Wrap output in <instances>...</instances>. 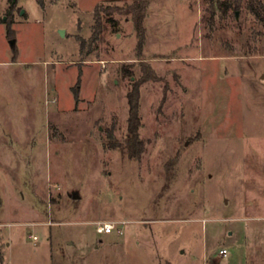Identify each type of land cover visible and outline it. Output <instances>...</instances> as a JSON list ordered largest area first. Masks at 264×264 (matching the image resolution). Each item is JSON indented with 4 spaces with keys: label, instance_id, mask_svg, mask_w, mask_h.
<instances>
[{
    "label": "rangeland",
    "instance_id": "rangeland-1",
    "mask_svg": "<svg viewBox=\"0 0 264 264\" xmlns=\"http://www.w3.org/2000/svg\"><path fill=\"white\" fill-rule=\"evenodd\" d=\"M12 1L0 264H264V25L247 1L153 0L142 52L128 14L102 11L94 37L97 7L131 0ZM135 82L140 158L127 151Z\"/></svg>",
    "mask_w": 264,
    "mask_h": 264
},
{
    "label": "trees",
    "instance_id": "trees-1",
    "mask_svg": "<svg viewBox=\"0 0 264 264\" xmlns=\"http://www.w3.org/2000/svg\"><path fill=\"white\" fill-rule=\"evenodd\" d=\"M132 3L125 7H119L110 11L104 7H97L96 10V27L94 37L95 39H100L103 35V32L106 30V25L103 17L101 16L102 11L108 12V15L111 16L113 12H120L128 14L131 16L134 22V29L136 35H138V50L142 52L145 45L146 35H145V19L147 16L148 8L153 0H131ZM247 1L248 9L251 14L254 15L259 22L264 25V0H224L222 5L225 9L228 10L232 7L236 10H240L244 3ZM111 22L112 20H108ZM8 35H11V30H9ZM14 45L13 47H15ZM148 68V67H147ZM149 70V69H148ZM151 72V71H150ZM152 76V77H151ZM156 79V76L153 74L149 75L142 79V82H145L150 79ZM140 82H135L133 84L132 91L128 94V103H129V125H128V145L127 151L132 158H140L141 153L143 152V141L139 137V130L142 126V120L140 118ZM2 203L0 200V210Z\"/></svg>",
    "mask_w": 264,
    "mask_h": 264
},
{
    "label": "built area",
    "instance_id": "built-area-1",
    "mask_svg": "<svg viewBox=\"0 0 264 264\" xmlns=\"http://www.w3.org/2000/svg\"><path fill=\"white\" fill-rule=\"evenodd\" d=\"M117 230V225L113 224V223H108V224H99L97 231L99 234H110L113 233L114 231ZM34 241H37V237H33ZM220 254L224 257L227 258L228 257V250H221Z\"/></svg>",
    "mask_w": 264,
    "mask_h": 264
},
{
    "label": "water",
    "instance_id": "water-1",
    "mask_svg": "<svg viewBox=\"0 0 264 264\" xmlns=\"http://www.w3.org/2000/svg\"><path fill=\"white\" fill-rule=\"evenodd\" d=\"M17 2V0H13L12 3L15 5V3ZM22 14H24V11H22ZM61 33L64 35V31H61ZM16 44V41H12L11 45L14 46ZM75 199H78V197L76 196Z\"/></svg>",
    "mask_w": 264,
    "mask_h": 264
}]
</instances>
